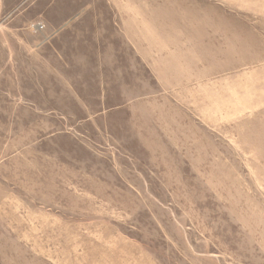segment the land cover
<instances>
[{
    "label": "rangeland",
    "instance_id": "1",
    "mask_svg": "<svg viewBox=\"0 0 264 264\" xmlns=\"http://www.w3.org/2000/svg\"><path fill=\"white\" fill-rule=\"evenodd\" d=\"M0 264H264V0L2 15Z\"/></svg>",
    "mask_w": 264,
    "mask_h": 264
},
{
    "label": "crops",
    "instance_id": "2",
    "mask_svg": "<svg viewBox=\"0 0 264 264\" xmlns=\"http://www.w3.org/2000/svg\"><path fill=\"white\" fill-rule=\"evenodd\" d=\"M21 1L22 0H0V20L2 19V15L10 13L12 10L16 8V6ZM53 6H54V3L47 6V10L49 7H53ZM67 7H70V5L67 4Z\"/></svg>",
    "mask_w": 264,
    "mask_h": 264
}]
</instances>
